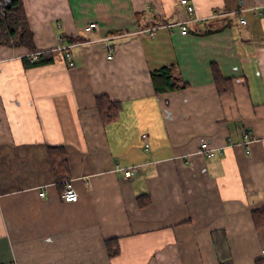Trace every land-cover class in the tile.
<instances>
[{
    "label": "crops",
    "instance_id": "1",
    "mask_svg": "<svg viewBox=\"0 0 264 264\" xmlns=\"http://www.w3.org/2000/svg\"><path fill=\"white\" fill-rule=\"evenodd\" d=\"M239 1L23 0L36 50L0 43V264H263L264 8ZM161 68L184 86L157 91Z\"/></svg>",
    "mask_w": 264,
    "mask_h": 264
},
{
    "label": "trees",
    "instance_id": "2",
    "mask_svg": "<svg viewBox=\"0 0 264 264\" xmlns=\"http://www.w3.org/2000/svg\"><path fill=\"white\" fill-rule=\"evenodd\" d=\"M0 43L10 46L24 45L29 48L30 51L36 50L33 43V34L27 23L24 12L23 0H0ZM31 61L35 65L43 64L49 61V59L42 58L40 53L37 59ZM212 72L215 82L219 84V91L222 92L223 88L220 87V82L223 83L225 80L220 77L215 65L212 67ZM171 77L172 75L168 68H161L159 73L152 72L155 89L161 91L167 88L184 86L183 83L173 82L170 79ZM161 84L163 86H161ZM96 107L104 124L115 121L118 118L120 112L119 102L110 99L105 94L96 97ZM63 160H65V158ZM110 242L111 241H108V243Z\"/></svg>",
    "mask_w": 264,
    "mask_h": 264
},
{
    "label": "built area",
    "instance_id": "3",
    "mask_svg": "<svg viewBox=\"0 0 264 264\" xmlns=\"http://www.w3.org/2000/svg\"><path fill=\"white\" fill-rule=\"evenodd\" d=\"M179 3L185 7L187 12L192 13L194 11V6L192 4H190L188 2V0H179ZM239 4L241 6L240 9L238 10L239 13H241L245 9H248V8L243 7V5H244L243 0H240ZM263 8H264V0H263V2L261 4H256L253 7H251L250 9H254L257 12H262ZM240 22H241V24H245L246 23V19L243 16H240ZM188 23H189V20H186V21L180 20V21L176 22V24L179 26L180 31H181L182 34L187 33V30H188L187 29V24ZM94 26H95L94 23H90L89 25H87L85 27V30L89 31L92 28H94ZM68 47H69V45H67V46L60 45L59 46L60 49H64L65 50V57L68 60L69 64L72 66L73 62L71 60V53L67 50ZM114 51H115V47L113 45H109L107 47V55H106L107 59H112L113 58ZM241 137H242V140H241V142L239 144L243 145V146H246L247 149H250V145H251V143L254 140L251 132L248 129H243L241 131ZM142 138L146 140L147 135L145 133L142 134ZM233 144H230V145L232 146ZM144 145H145V148H148V146H149L148 142H145ZM195 152L197 154L205 155L207 157H212V156H215L216 154H221L223 151L220 148L211 147L209 145V143L205 139H203L199 143V145H198V147H197ZM120 169L124 172V175L126 177L131 176V174L133 173V168H125V167L123 168L122 167ZM39 194L41 196H43L44 195V191H41ZM61 197L65 201H76L77 198H78V194L75 191V189H74V187L71 184V181L69 179L64 181ZM260 260L264 264V248H262L261 251H260ZM221 264H229V263L222 262Z\"/></svg>",
    "mask_w": 264,
    "mask_h": 264
}]
</instances>
